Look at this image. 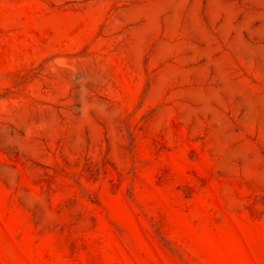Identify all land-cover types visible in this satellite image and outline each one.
<instances>
[{
	"label": "rangeland",
	"instance_id": "rangeland-1",
	"mask_svg": "<svg viewBox=\"0 0 264 264\" xmlns=\"http://www.w3.org/2000/svg\"><path fill=\"white\" fill-rule=\"evenodd\" d=\"M0 264H264V0H0Z\"/></svg>",
	"mask_w": 264,
	"mask_h": 264
}]
</instances>
